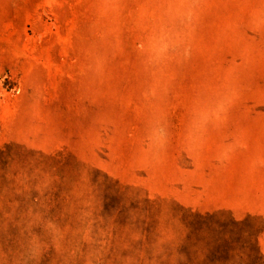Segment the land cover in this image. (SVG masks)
Returning a JSON list of instances; mask_svg holds the SVG:
<instances>
[{"label":"rangeland","instance_id":"obj_1","mask_svg":"<svg viewBox=\"0 0 264 264\" xmlns=\"http://www.w3.org/2000/svg\"><path fill=\"white\" fill-rule=\"evenodd\" d=\"M0 264H264V0H0Z\"/></svg>","mask_w":264,"mask_h":264}]
</instances>
